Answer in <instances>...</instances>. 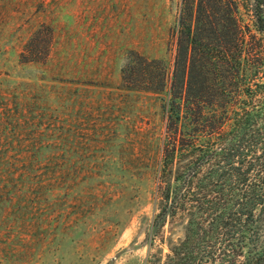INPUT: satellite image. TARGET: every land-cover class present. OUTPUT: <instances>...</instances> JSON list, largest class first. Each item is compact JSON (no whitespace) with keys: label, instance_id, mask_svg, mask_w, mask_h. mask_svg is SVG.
<instances>
[{"label":"rangeland","instance_id":"obj_1","mask_svg":"<svg viewBox=\"0 0 264 264\" xmlns=\"http://www.w3.org/2000/svg\"><path fill=\"white\" fill-rule=\"evenodd\" d=\"M180 4L0 0V264H148L184 235L154 242L165 93L124 73L172 77Z\"/></svg>","mask_w":264,"mask_h":264},{"label":"trees","instance_id":"obj_2","mask_svg":"<svg viewBox=\"0 0 264 264\" xmlns=\"http://www.w3.org/2000/svg\"><path fill=\"white\" fill-rule=\"evenodd\" d=\"M176 36L171 78L142 56L124 70L165 93L154 242L167 222L185 229L147 262L264 264V0H181Z\"/></svg>","mask_w":264,"mask_h":264}]
</instances>
